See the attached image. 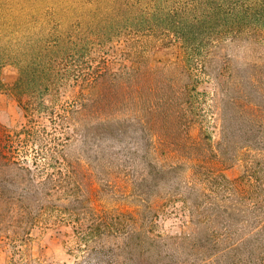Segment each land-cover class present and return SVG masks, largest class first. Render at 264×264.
Listing matches in <instances>:
<instances>
[{
    "label": "trees",
    "instance_id": "obj_1",
    "mask_svg": "<svg viewBox=\"0 0 264 264\" xmlns=\"http://www.w3.org/2000/svg\"><path fill=\"white\" fill-rule=\"evenodd\" d=\"M91 24L100 38L179 39L180 56L157 67L142 56L122 68L104 57L80 67L66 62L69 38L57 35L58 57L42 60L33 40L0 44V65H19L14 89L28 95L24 123L0 129V196L14 235L54 217L82 234L106 228L124 234L125 244L152 240L134 226L137 207L94 205L121 181L151 217L179 208L193 227L173 237L190 240L188 248L217 251L230 264H264V0H102ZM72 72L84 88L76 99L44 103ZM204 77L215 84L209 96L197 88ZM207 97L218 109L217 138L206 126L214 114L212 104L204 112ZM112 106L125 107L124 115L90 120ZM70 119L81 136L76 154L66 148ZM237 163L241 172L226 176Z\"/></svg>",
    "mask_w": 264,
    "mask_h": 264
},
{
    "label": "rangeland",
    "instance_id": "obj_2",
    "mask_svg": "<svg viewBox=\"0 0 264 264\" xmlns=\"http://www.w3.org/2000/svg\"><path fill=\"white\" fill-rule=\"evenodd\" d=\"M99 1L102 0H0V44L10 40L25 45L33 40L36 53L42 60L58 57L51 51L52 40L57 35L66 40L69 38L72 44H67L66 62L71 61L80 67H83L86 59L94 63L104 57L112 68H122L138 63L140 56L151 66L157 67L171 65L180 56L179 39L168 41L164 38L144 37L137 42H128L123 36L100 38L91 24V16ZM19 74L20 68L16 62L5 60L0 65L1 130L17 129L25 121L23 106L27 103L28 95L14 89ZM73 74L58 87L49 89L43 96L44 103L50 104L55 100L69 103L76 99V95L84 88L79 77ZM197 88L209 96L215 90V84L209 77H204ZM206 100L202 106L204 112L207 116L214 113V118L208 117L209 123L206 126L210 135L217 138L218 109L213 105L214 100L208 97ZM209 104H212V112L206 109ZM125 110L123 106H112L89 116L91 121H95L103 115H124ZM39 119L46 122L44 116ZM77 124V121L69 120L70 140L66 148L73 154L78 153L81 146V136L75 130ZM196 131V126L190 128L192 134ZM126 141L129 143L131 139L127 138ZM89 142L100 143V139L90 138ZM133 142V145L141 144L140 139ZM241 170V164L237 163L223 172L232 177ZM117 182L118 192L99 194L94 205L118 211L137 207L139 212L134 226L149 230L147 233L152 236V240L136 237L132 243L125 244L124 234L115 230L107 231L106 228H100V231H104L102 233L99 230L91 233L86 228L82 234L74 229L72 222L54 217L35 222L28 228V234L18 237L12 232L13 223L6 212L5 201L0 196V264H230L222 253L194 250L187 247L191 244L190 240L182 242L177 239L178 235L191 231L193 227L186 224L187 217L179 208L158 210L151 217L146 207L138 205V201L124 194L128 193L124 183ZM228 258L238 261L233 254H229Z\"/></svg>",
    "mask_w": 264,
    "mask_h": 264
}]
</instances>
